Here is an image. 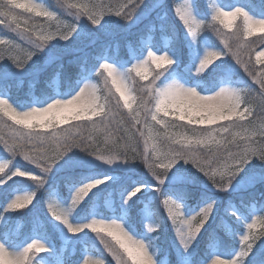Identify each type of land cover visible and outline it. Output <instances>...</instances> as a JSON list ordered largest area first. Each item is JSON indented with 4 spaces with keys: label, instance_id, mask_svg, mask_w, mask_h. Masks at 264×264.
<instances>
[{
    "label": "snow or ice",
    "instance_id": "obj_1",
    "mask_svg": "<svg viewBox=\"0 0 264 264\" xmlns=\"http://www.w3.org/2000/svg\"><path fill=\"white\" fill-rule=\"evenodd\" d=\"M41 7L32 0H0V25H6L8 28H13L15 25L14 31L20 29L23 16L17 10H23L24 13L29 14L35 13L37 16H55L54 12L41 11ZM71 7L76 9L73 15L77 17L78 23L65 24L49 34H39L36 39H32L31 30L26 33L28 40L34 45L33 50L27 55L28 60L32 61L34 56L49 45V41H69L74 35H84L86 31L94 27L101 28L105 33L108 32L113 19L111 12L113 6L76 4ZM115 7L117 9L114 13L115 17H120L119 20L124 22L133 21L138 13L137 9L140 10L136 3H132L127 11L125 10L126 5ZM228 7L231 10H225L224 7L213 4L210 14L208 9H205L202 0H185L182 5L176 7L175 11L183 21L191 41L195 42L198 37L202 38L209 32L211 34L214 32L223 40V47L207 51L199 60L196 72L210 74L212 69L218 67L217 61L222 57H228L240 74V79L234 84H225L215 91L211 89L197 91L177 80L159 82L163 75L162 70L171 66L174 60L166 52L156 55V52L149 47L147 48V59L139 65H133L136 75L142 79H147L145 65L149 62L155 65L152 69L154 73L152 79L138 88L141 95L136 109L132 108L135 97L129 98L122 87L123 82L131 75V70L121 71L117 68V65L128 63V61L118 56L105 55L101 50L92 64L98 76L104 78L106 87L109 78L111 79L112 84L116 85V91L124 100V107L130 109L127 116L121 114L119 119H117L119 99L113 103L110 87H108V94L102 96L97 94V85L92 83V80L97 77H94L92 72L90 78H85L83 75L87 64H83L80 68L83 86H80L81 82L77 81V84L64 94L70 96V99L54 98L46 102V106H32L27 110H18L7 95H0V114L13 122L8 125L9 134L0 136V144L10 157L0 161V174H2L0 186H6L7 181L13 176L26 177L37 186L24 195L15 194L14 189L6 194L0 193V200L3 201L0 207L3 208V212L15 213L21 217L26 215L30 211L29 205L34 207L33 202L37 199V192L44 188L48 174L61 161L66 162L69 154L77 160L81 168H86L91 163L80 160L81 153H86L95 160L108 165L117 160L133 162L137 158L141 159L151 172L150 177L153 178V182L150 184L138 182L134 186H116L112 191L119 193V197L125 204L129 201L134 204L136 200L133 198L140 199L145 195L144 190L150 188L151 192L148 195L155 199L164 196L165 205H169L171 201L168 214L173 222H176L180 214L181 205L177 201L184 200L185 193L180 189L179 184H166V180L174 169L185 173L183 179L190 178L186 175L188 170H185L179 162L191 165L199 174H203L202 177L207 178L205 179L207 182L211 181L210 185L217 192L228 191L232 187L233 180L252 161L264 162V69L257 73L250 67L251 54L254 50L252 45L255 41L244 40L245 36L250 37L256 32L264 33V18L250 15L244 7L230 5ZM197 10L205 14L207 18L197 15ZM85 16L86 19H80ZM238 18L241 23H237ZM27 22L24 20L25 24ZM219 26L224 29H234V31L228 34L221 31ZM148 27L152 29L151 25ZM258 39L261 44H264V35L259 36ZM2 44L11 45L12 42L0 39V45ZM11 51L12 48L9 47L0 52V60H3V63L8 62L4 59V53ZM143 55L144 49H141L139 56ZM244 55L248 56L247 61L242 58ZM10 58L12 65L17 69L25 68L24 61L15 57ZM262 58H264V52H258L257 62L264 63ZM238 65L242 66L244 72L259 84L258 90L244 79ZM58 66L63 67L62 64ZM8 79L7 74L0 73V80L5 81V86H7ZM77 87L78 91H76ZM73 92H75L74 95ZM253 116L256 119L250 120L249 117ZM93 117L98 119L94 120ZM168 117L178 118V121L187 123L180 124L175 120L166 119ZM70 120L81 123L67 129L57 128V125L66 124ZM218 121L229 123L221 124L217 128L197 127L212 126ZM152 122L163 125L164 131H154L155 125ZM17 125L20 127H16ZM73 127L75 133L72 130ZM180 128L189 129L191 134L172 131ZM234 128H240L241 131L233 132ZM98 135H104L103 142H97ZM217 136H220V139H217ZM141 139H143L142 148L140 147ZM150 141L151 144H149ZM158 142L166 145V150H161ZM205 149L208 150L205 151ZM16 157H22L24 161L34 165L36 171L20 168L6 171ZM109 179L110 177L105 176L82 183L72 192L67 207L61 206L54 198L50 199L47 211L51 213L55 221H62L68 233L73 235L95 233L101 241L105 242V247L116 259L117 264H155L145 241L131 235L118 219L98 218L108 215L101 209H98L96 215L86 223L74 225L70 222L69 217L72 210L98 195V192L93 193L92 196L89 193L94 188L98 189L99 185ZM247 180L249 185H254L257 182H264V175L251 174ZM74 182L75 177L69 174L65 183L71 187ZM172 197H175V200H172ZM202 199L206 201L203 207L195 215L182 221V226L177 229L176 239L178 237L179 244L184 250H188L193 242L207 231V244L227 247L229 240L225 239L217 244L214 235L221 228L227 230V225L220 221L216 229L206 230L205 228L216 218V200L212 199L209 194H204ZM106 203L110 202L106 201ZM236 211L239 212L238 209ZM3 212H0V216ZM237 219L239 220V217ZM260 219L264 223V216ZM254 227L255 223L248 225L249 233L240 238L241 246L235 255L228 259H221L223 255H215L211 264H264V244L257 248L256 243L257 240H264V232L252 235L251 229ZM149 231H153L152 225H149ZM108 237L114 243H107ZM12 242L13 225L6 224L4 229L0 230V264H36L33 258L35 254L51 251L39 239H31L30 243H26V246L19 250H13L10 247ZM84 264H105V261L103 259L86 260Z\"/></svg>",
    "mask_w": 264,
    "mask_h": 264
},
{
    "label": "rangeland",
    "instance_id": "obj_2",
    "mask_svg": "<svg viewBox=\"0 0 264 264\" xmlns=\"http://www.w3.org/2000/svg\"><path fill=\"white\" fill-rule=\"evenodd\" d=\"M60 1L63 4V5L62 4L61 5L63 6L64 10H59V12H58V11H55L52 8H50V6L47 3L43 2L42 0H32L33 3L39 4L42 6L40 9L41 11L54 12L55 16H52V17L37 16L35 13L29 14V13H24L23 10H17V12L21 13L23 16L20 29L16 30V32H18L20 38H15L14 35L8 36V33L0 35V39H5V40H9L12 42L11 45H8V44L0 45V52H3V50L5 48H9V47L12 48L11 52H5L4 53V59L7 60L8 62L3 63L4 61L0 60V69H4L7 72L11 73V75L17 76V77H27V76H31L33 74L39 75L41 72H43L44 69H48L50 67V64L55 59L58 58L57 60H59V59L64 58V57H70V56H72L73 53L80 51V50H78L79 47H82L84 45H92L93 43H95L94 41H97L100 34L96 33L94 28H92L90 31H86V34H84V35H74V37L70 38L69 41H63V40L49 41L48 42L49 45L46 46L45 49L41 50L36 56H34L32 61L27 59L28 53L31 52L34 48V45L28 40L27 35H26V33H28L30 30H31V34H32V39H36L39 34H49L51 32H54L55 29H57L58 27L62 28L65 24L78 23L77 17L73 15V13L75 11H71L70 5L68 3H66L65 0H60ZM71 1H72L73 5H76V4H80V5L104 4L106 6H108V5L113 6L111 9V12L113 15V19L110 22V27H111L120 18V17H115V15H114L115 11L117 10L115 6L126 5L127 7L125 10L127 11V8L132 3H136L140 7V10L137 9V11L139 12L141 10H145V4L148 0H144V1L143 0H71ZM202 1L205 4V6L207 7V9L209 10L210 14L212 11V5L213 4L220 6V7H224L225 10H231L228 7V5L240 6V5H236L235 3H229V4L224 5L220 2V0H202ZM184 2H185V0H179L178 4L173 8V17L175 15V18L177 19L181 28L183 29V33H184V36L186 39L187 46H188L191 54H193L191 56V59H190V60H192L193 63H191L190 65H188L186 67L188 73L193 78V83L187 85L178 78H174V79L173 78L172 79L167 78V79H165L164 73L160 77L159 82L166 83V82H170L171 80H177V81L183 83L186 87H192V88H195L197 91H201V86L204 82L206 74H208V73L196 72V70H195L196 66L199 63V60L206 54L207 51L216 50L217 48L211 47L207 41L201 40L199 37H198L197 41H195V42L191 41L190 37L188 36V34L186 32V27L184 26L183 21L180 20L178 14L175 11L176 7L178 5H182ZM240 7H242V6H240ZM80 10L82 11L83 9L81 8ZM245 10L247 11L246 8H245ZM106 11H107V9H106ZM80 19H86V18L80 17ZM24 20L28 21L27 24L24 23ZM135 21L137 22L138 20L136 19ZM237 23H241V20L239 18L237 20ZM219 27L221 28V31L228 33V34H230L232 31H234V29H224L222 26H219ZM13 28H15V25H13ZM95 29L99 30V27H96ZM256 34H262V33L256 32L253 35H256ZM248 37L249 36H245L244 39H246ZM162 40H163L162 42H164V47H166L167 43L169 42L168 39L162 38ZM143 46L144 47H142V49H144V55L143 56L138 55L131 66L120 67L119 65H117V68L121 71L128 70V69L131 70V75L129 76V78L127 80H125L123 82L122 87L125 90V94L127 96H129V98L135 97V99L132 102V108L133 109L137 108L138 102H139V97L141 95L140 91L138 90L139 86L147 84L152 79V76L154 74L152 72V69L155 68V65L152 64L151 62H149V64L145 65V68L147 70V79H142L140 76L136 75V70L133 67V65H139L140 63H142V61L147 59V48L151 47L152 50L154 52H156V55H162L163 53L166 52L174 60L173 64H177V61L175 60L173 51H171V50L165 51V49L162 51H158L151 46L150 40H147V39L144 41ZM258 52H264V48L259 50ZM117 53H118V49H115L114 55H116ZM256 54L254 55L255 61H256L255 64L257 65L256 72L259 73V71L261 69H264V63H258L257 62ZM10 57H15L16 59L24 61L25 62V68L24 69H17L14 65H12V59ZM133 58H134V55H133ZM262 60H264V58H262ZM101 62H103V61H101ZM109 62H111V61H109ZM228 64H229L228 57H222L221 60L217 61L218 67H215V68L216 69L217 68L223 69V68H226L225 66ZM85 72L83 73L85 78H90L91 72L93 73L94 77H97L96 79L92 80V83L97 85V88H98L97 94L98 95L102 96V95L108 94V87H110L111 88V94L113 95V103H115V101L117 99H119L120 107L118 109L117 119H119V116L122 113H125L126 116L130 113V109L124 107V100L120 96V93L116 91V85L112 84L110 78L107 82V87H106L105 83H104V78L99 77L98 73L96 72L95 69H93V71H90L89 74L85 73ZM60 74H61V72L57 75V77H54L55 78L54 84L52 85L54 88V94L56 95V97L51 95L45 101H43V103H40L39 96L38 97L34 96L32 98V101H31V104L29 105V107L24 108V107H19V105L16 103V100L13 97H11L10 95H7V97L10 99V102L14 103V105H13L14 107L15 106L18 107V110H27L28 108H30L32 106H37V107L46 106V102H50V100L54 99V98L70 99L71 97L64 98V96L59 91V86L61 84V82L59 80ZM81 75H82V73L80 72L77 76V81H80L81 82L80 86H83L82 80H81ZM105 75H107V74L105 73ZM36 80L39 82V79H36ZM220 82H221V84L219 85V87L223 86L225 84H231V83H227L222 78H221ZM19 86H21V88H22L24 86V83L22 81L19 82ZM78 90H79V88L77 87L76 91H78ZM74 94H75V92H73V95ZM202 94H207V93H202ZM1 95H3V94H1ZM32 95H34V94H32ZM162 115L163 114H161V116ZM93 119L96 120L98 118L93 117ZM166 119L175 120L177 123H180V124H186L187 123L186 121L180 122V121H178V118H173V117H168ZM233 119H235V118H233ZM249 119L255 120L253 117H249ZM76 122H78V121H71L70 120L66 124L57 125V128L58 129H67L66 125H68L70 123H76ZM152 123L155 125L154 131H156V130H158L160 132L164 131L163 125L155 124V122H152ZM228 123H229L228 121H218L215 125H212V126L203 125V126H197V127H200V128H217L221 124L226 125ZM11 124H13V122L8 117H4L2 114H0V136L9 134L8 125H11ZM16 127H20V126L17 125ZM43 131H49V130H43ZM172 131H179L180 133H184V134H188V135L191 134L189 129H187V128L173 129ZM232 131L233 132H240L241 129L240 128H234ZM113 135H115V133H113ZM177 138H179V137H177ZM104 139H105L104 135H98L97 142H102V141H104ZM217 139H220V136H217ZM256 139L258 140L259 137L257 136ZM141 142H143V139H141L140 143ZM151 143L152 142L150 141L149 144H151ZM158 146L161 148V150H166V145L160 144L158 142ZM207 150L208 149H205V151H207ZM0 151H3V153L8 154L3 150L2 144H0ZM6 156H8V155H2V156L0 155V161H3L5 159L10 158V157H6ZM21 158L22 157H16V160L21 159ZM16 160H14V159L12 160L11 164L9 165V169H6V171L13 170L15 168H20L22 170L36 171V169H34V168L33 169L23 168V167H21L22 164L17 165L15 163ZM87 160L89 162H91V163H89L91 166H99L105 170H113V171L124 170L125 174L132 172V170H134V168L137 169V166H140L142 164V162H141L142 160L139 158H137L133 162H125V161L117 160V161H114L111 165H108L105 162H102L99 160H95L94 157L91 159H87ZM258 163H259V161H256V160L252 161L236 177L235 181L237 183H239L243 177H246V176L253 174L252 172H250V168L254 164H258ZM179 164L183 165V168L185 170H188L186 175L188 177H190L189 180H191V181L198 180V181L202 182V184H204L205 186L210 187L211 190H215L210 185L211 181L207 182L205 180L207 178H203L202 177L203 174H199L194 168L191 167V165L183 164L182 161L179 162ZM139 170H140V168H139ZM144 173L145 172H142V174H144ZM0 176H2V174H0ZM105 176L110 177V179L107 180L105 183H102L101 185H99L98 186L99 190L106 187L107 185H109L111 183H114L115 181H118L120 178L117 175V173H113V172H108ZM184 176H185L184 172H178L174 169L172 172H170L168 181L174 183L179 178L183 179ZM136 180H137L136 178H132L131 186H134L136 183L139 182ZM14 181H30V180L26 177L13 176L11 178V180L7 181L6 186H0V189L9 186ZM235 181L233 180L232 187H230L228 191H233V190L237 189L238 185L234 183ZM30 182H32V181H30ZM185 183H187V180H185ZM148 184H150V183H148ZM75 189L70 191V196L67 199V201L64 203H61L60 201H58V197L56 196V194H58L57 190L54 191L53 193H51L52 195H48L46 198L45 197L42 198L41 193L37 192V199L33 202L34 207H37L39 212L42 211V213L48 218V220L53 224L55 229L59 232L60 237L63 240L62 253L65 252L67 249H70L71 255H74L77 252L78 244H79L81 239L90 238V236L91 237L95 236L96 239H98L99 237H97L95 235V233H90V232L87 235H84L83 233L76 234V235L68 233L67 227L65 225H63L62 221H55V219L51 217V213L47 211V204H48L50 199L54 198L55 201L58 202L61 206L67 207L70 203L71 194ZM98 189L94 188L92 190V192L89 193V195L91 196L94 192L98 191ZM32 190H34V189L26 188L21 192L16 191L15 194L24 195L25 193L31 192ZM129 190H131V189H129ZM142 191H143V189H142ZM144 191H145V195H148V193L151 192V189L148 188V189H145ZM228 191L218 192V194H220L221 196H214L213 195L211 197L212 199L216 200V204H217V207L215 209L216 218L213 221H211L209 225H206L205 228H206V230H209L213 226V224H215L217 227V224L220 221H222L223 224H225L231 228V229H227V230L222 228L223 231L225 232V234L230 235V236H237L238 244L240 245V238L243 235H247L249 233V229H248L249 224L255 223V227L251 229V233H252V235H258L261 232H264V223L261 222L260 217L257 214H255L254 210H252L249 213L250 214L249 217H245L243 213H239V220L237 219V217L233 218L234 211H233L232 203L230 201H227L228 198L222 194V193L227 194ZM137 195H139V194H137ZM158 195H159V193H157V196ZM154 199H155L154 197L149 195L148 196L149 202H146L141 209L140 217H141V222H142V226H143V231L141 233H138V234L135 233V230L129 226V220L127 219L129 214L131 213V209L134 207L135 203L133 204L132 201H129L127 204H125L123 202V200L119 197V193H118V197H116V198H114L113 192H110L108 195L105 196V200H104L105 208H106V210L110 211L111 214L108 217L104 216V217H98V218H105V219L113 218V219L120 220L124 224L125 228L127 230H129L131 235H133L137 239H142L145 241V243L148 246L149 252L153 255L155 264H169V260H168L167 256H165L163 258V260L161 258H159L161 255V252L163 251L161 245L158 243V238H159L158 230L160 229V225L156 223L154 214L150 208V202L153 201ZM133 200H137V199L133 198ZM164 200H165V197L163 196V203H164ZM172 200H174V199L172 198ZM106 201H109L110 203H106ZM115 201H118L119 212H116V208L114 205ZM177 203L180 204L181 207L179 209L180 214H179L176 222H173L171 216H169V214H168V207L171 206V201L169 202V205L164 204L168 224L173 231L170 244L174 248V251L177 254V257L179 259V264H193V263H195V256L198 255L199 243L207 231L203 232L201 234V236H199L197 238V241L193 242L192 246L188 250L183 249V247L179 244V241L177 240L178 237L176 239L175 236L177 233V229L182 226V221H185V220L189 219L191 216L195 215V213L198 212L201 207H203L204 203L195 212L191 211V208H188L186 203H183V202L180 203L178 201H177ZM82 205L77 206V208L73 209L71 214H70V217H69L70 222L73 223L74 225L86 223V222L90 221V219L94 215H96V213H94L89 219H87L85 221L77 220V213L82 208ZM99 206L100 205L97 204L96 208H94V211ZM29 207H30V211H28L27 213L34 212V210H37V209H34V207H32L30 205H29ZM214 208H215V205H214ZM19 211H24V210H19ZM26 217H27V214L22 216V217L21 216L19 217L18 214H15V213L9 214L7 212H3V215L0 216V228L2 226H5L9 221L14 220L13 242H15L16 244L11 243L10 247L13 250H19V248L26 246V243H28V242L30 243L31 239H39L51 251L46 252V253L35 254V256L33 258L35 259L36 264H63V258L60 255L55 254L53 245L51 243L46 242L43 239H41L40 236L34 235V236H31L28 238L27 237L26 238H20V235L22 234V227L26 223L25 222ZM229 218L236 225L242 224V228H244L243 231L240 232L238 229H236L235 226H233L231 224V222L229 221ZM34 219H36V222H34V220H33L34 224H33L32 230L37 229V227H40L43 224H45L41 218H37V217L35 218L34 217ZM149 225H152L153 231H149ZM85 231H87V230H85ZM99 240H100V238H99ZM101 242H104V241H101ZM107 243H114V241H112L111 238L108 237ZM86 250L87 249L82 250V255H81V259L79 261V264H84V261H86V260L91 261V260H95V259H103L105 261V264H111L110 260L104 254H100L98 256H95V255L90 254ZM215 255H219V253L217 252V249L211 250V254H209V256L207 258L203 259L201 264H206V262H207V264H211V260L215 258ZM125 258L127 259L126 256H125ZM220 258L225 259L222 256Z\"/></svg>",
    "mask_w": 264,
    "mask_h": 264
},
{
    "label": "trees",
    "instance_id": "obj_3",
    "mask_svg": "<svg viewBox=\"0 0 264 264\" xmlns=\"http://www.w3.org/2000/svg\"><path fill=\"white\" fill-rule=\"evenodd\" d=\"M43 2L50 5L53 9L56 11L64 10L63 4L60 0H42ZM66 3L70 5L71 11H76L74 7H71L72 1L71 0H65ZM144 1V0H143ZM179 0H148L145 4V10H141L137 13L136 17L131 22H124L121 20H118L115 22L114 25L108 29V32L105 33L104 30L100 29L96 30L94 27V30L96 33L100 34L97 41H94L92 45H87L85 47L84 51H77L72 54L70 57H64L59 60L55 59L48 69L43 70V75H31L27 77H17L11 75V73L7 72L4 69H0V73H5L9 77L7 80V86H5V81L0 80V92L2 93H9L12 97H15L17 99L18 104L21 105H28L30 103L29 93L26 95V98H22L23 90L26 92L34 90V92L41 97L40 101H44V99L53 94L52 89L48 86V84L51 83V80L54 79V77L61 72V75H67L68 80L65 82L67 85L66 92H68L69 88H71L73 85L76 84L77 76L81 72V66L83 64H87L85 71L90 72L92 68V64L95 62L97 54L103 50V53L106 55L107 51L110 50L111 56H118L124 61H128V63L122 64V65H130L133 61L131 55H130V48L134 50V53H139L141 49V39L148 37L149 35H153V39L157 41L155 43V46L162 48V38L169 39V45L171 49L175 51L176 57L180 60V64L182 66L177 67H171V69L167 68L164 70V75L168 78L171 77L172 74H176L177 77H180L187 83L192 82V78L188 75L187 71L183 69V65L189 64V48L186 43V39L183 33V29L177 24L175 21V17H173V8L175 5H177ZM239 3H242L249 9L252 13L258 15V16H264V0H237ZM203 2V1H202ZM62 4V5H61ZM204 5V4H203ZM131 5L127 8L130 9ZM199 13H201L198 10ZM135 14V13H134ZM203 14V13H201ZM205 18L207 16L203 14ZM86 18V16H85ZM120 19V18H119ZM138 20L137 22L135 20ZM152 26V29L150 30L148 26ZM211 31V30H210ZM8 33V36L14 35L15 38H20L18 32L16 30L14 31L13 28H8L6 25H0V34ZM264 35V34H256L251 37H248L244 39L245 41L252 42L255 41V44L252 45L253 51L251 54V64L250 67L254 71H256L257 65L255 64V53L262 49L264 47V44H261L259 42L258 37ZM201 39H207L211 44L223 47L224 43L223 40L220 39V37L216 36L215 33L209 32L206 36L202 37ZM118 49V53L114 55L115 49ZM245 61H247L249 58L247 55H244L242 57ZM131 61V62H130ZM233 63H235V60H233ZM62 64L63 67H59L58 65ZM226 69L229 71V74L231 75V80L233 83H236L240 79V74L238 70L234 67V65L230 62L229 64L225 66ZM240 70V73L243 75L244 79L248 81V83L254 88L259 89V84L252 80L250 76L247 75L246 72H244V69L242 66H237ZM225 69V68H224ZM217 73H210L206 74L205 76V83L203 84L202 89H211L214 91L219 86V80ZM223 73V72H222ZM36 79H40L39 83L35 85L34 87H30L29 84L38 82ZM25 81L28 82V85H25L24 88H21L18 84V81ZM30 82V83H29ZM64 92V94L66 93ZM122 115L126 116L125 113H122ZM254 119H256L255 116H253ZM81 122L76 123H70L67 126V128L72 127L73 125H76ZM73 132L75 133V128L73 127ZM103 142V141H102ZM140 147H143V142L140 143ZM3 153V151H1ZM5 154V153H3ZM8 155L9 154H5ZM93 157L88 156L86 153L80 154V160L82 161H88L87 159H91ZM16 160V158L14 159ZM89 162V161H88ZM142 164L140 166H137V169L134 168L132 172H129L127 174L124 173V170H105L99 166H91L90 164L87 165L86 168H81L78 166L77 160L73 159L71 157V154H69L68 157H66V162L61 161L56 167L53 168L52 172L48 174L47 182L44 185V188L39 190L38 192L41 193V197H47L55 190H58L59 193V199L60 201H66L69 195V192L72 188L81 185L82 183H86L88 181H92L94 179H97L98 177H101L105 173L113 172L117 173V175L120 177L118 181H115L114 183H111L107 185L106 187L96 191L98 192V195L94 196L90 201H88L86 204L82 205L81 211L79 213V218L83 219L84 217H89L92 214V211L94 210V206L97 205V202H101V207L104 208V200L105 196L108 195L110 192H113L114 198L118 197V193L112 191V189L116 186H122V185H128L131 186L132 178H136V181L142 182V183H152L153 178H151V173L149 169L144 165L143 161H141ZM15 163L22 164L27 169H33L35 166L29 164L27 161H24L21 159H18L15 161ZM22 166V167H23ZM140 168V170H139ZM35 169V168H34ZM142 172H145L147 175L142 174ZM250 172L257 175H264V162H259L258 164H254L250 168ZM71 174L73 177H75V182L71 187L67 183H65V180L67 176ZM247 177H243L239 183H237L235 180V184L238 185L236 190L228 191L227 194L222 193L227 197V201H230L234 203L238 208H240L244 213L248 215V207L252 204H255L258 211L260 213L264 212V182H257L254 185H249L247 181ZM185 180H187V183H185ZM179 184L180 189L185 193V199L181 202H185L188 204V208H191V210L195 211L200 208V206L205 203L206 201L202 199V196L204 194H209L210 197L214 196H221L218 194L217 191L211 190L210 187L205 186L202 184V182L196 180L191 181L189 179H177L174 183L166 180V184ZM31 188L35 189L37 186L35 183L30 181H14L9 186L0 189V193H7L10 190L13 189H23V188ZM171 194V193H170ZM93 195V194H92ZM91 195V196H92ZM148 196H143L142 198L136 200L134 207L131 209V213L129 215V222L131 226L135 227L137 231L143 230L142 223H141V208L143 207L144 203L148 201ZM159 196V195H158ZM175 199V197H172ZM3 201L0 200V203ZM118 204V201L116 202ZM151 210L153 211L154 217L156 222L160 225V229L158 230L159 238L158 243L161 245L163 251L161 252L160 258H163L164 256H168L170 261L169 264H178V257L176 252L174 251V248L171 246L170 241L172 238L173 231L171 227L168 224L165 207L163 203V196H159V199H154L150 202ZM34 209H37V207H34ZM37 212V215L40 216L43 220L45 225L37 227L38 230H36V234L40 237H43L46 241L53 242L55 245V248L57 250V253H60V246L62 244V241L58 235V233L53 229L50 222L47 221V218L43 215L42 211L39 212V210H34V212ZM0 212H2V207H0ZM29 212L27 213L26 217V224L23 228V234L20 238H28L32 235V227H33V219L34 215L36 213ZM110 214V212H106ZM234 217H237L234 215ZM38 218V217H37ZM229 221L234 224V222L229 218ZM36 222V219L34 220ZM7 224L14 225V220L10 221ZM5 226H2L0 230H3ZM216 229V225L213 224V226L209 229ZM215 241L222 243L225 239L229 240L230 243L227 247H220L222 253H226L228 256L232 255V251L236 248L235 239L227 236L223 230H217L215 233ZM208 239V233L206 232L204 237L201 239L199 246H198V255L195 258V264H201V261L209 256L211 254L210 246L206 243V240ZM257 248L260 247L261 244H264V240L257 241ZM85 244L88 245V250L94 254H104L109 260L111 264H117L116 259L112 256L110 252H108L107 248L105 247V242H101L98 239H96L95 236H92L89 239H86ZM82 248L83 246L80 244L78 247V251L76 254L71 255L70 250H67L63 255V262L64 264H77L79 261V258L82 254ZM126 259V258H125Z\"/></svg>",
    "mask_w": 264,
    "mask_h": 264
}]
</instances>
